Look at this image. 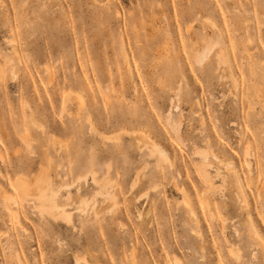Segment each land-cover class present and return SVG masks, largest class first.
I'll use <instances>...</instances> for the list:
<instances>
[{
	"label": "rangeland",
	"instance_id": "1",
	"mask_svg": "<svg viewBox=\"0 0 264 264\" xmlns=\"http://www.w3.org/2000/svg\"><path fill=\"white\" fill-rule=\"evenodd\" d=\"M0 264H264V0H0Z\"/></svg>",
	"mask_w": 264,
	"mask_h": 264
},
{
	"label": "bare ground",
	"instance_id": "2",
	"mask_svg": "<svg viewBox=\"0 0 264 264\" xmlns=\"http://www.w3.org/2000/svg\"><path fill=\"white\" fill-rule=\"evenodd\" d=\"M143 139H145V141H146V143H147V145L148 146H152L153 147V145H151L150 143H149V140H147L145 137H143ZM200 175H201V177H202V179H204L206 182L207 181H211L210 180V178H209V174H207V172H206V170L205 169H203V168H201L200 169ZM239 181V180H238ZM237 182V181H236ZM211 183V182H210ZM16 188L17 189H19V191H20V186L18 187V186H16ZM50 190H51V188H49ZM53 191V190H52ZM49 193V192H48ZM55 193V192H54ZM20 194H21V191H20ZM50 194V193H49ZM49 194H47V197H49V196H51V194L49 195ZM109 194V193H108ZM49 195V196H48ZM58 195V194H57ZM110 195V194H109ZM53 196V195H52ZM54 198V197H53ZM53 198L52 197H50L49 198V200L48 201H50L51 202V205H52V201H54L55 202V200H53ZM37 200V199H36ZM46 201V200H45ZM43 202V201H42ZM48 204H50V203H48ZM53 205H55V204H53ZM44 206L45 207H47L46 206V203L44 204ZM48 207H50L49 205H48ZM51 210H52V208H51Z\"/></svg>",
	"mask_w": 264,
	"mask_h": 264
}]
</instances>
